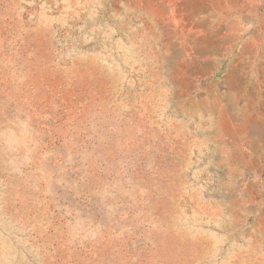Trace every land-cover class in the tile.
I'll return each instance as SVG.
<instances>
[{"label":"rangeland","instance_id":"obj_1","mask_svg":"<svg viewBox=\"0 0 264 264\" xmlns=\"http://www.w3.org/2000/svg\"><path fill=\"white\" fill-rule=\"evenodd\" d=\"M0 264H264V0H0Z\"/></svg>","mask_w":264,"mask_h":264}]
</instances>
